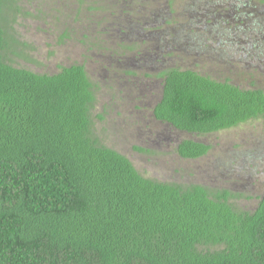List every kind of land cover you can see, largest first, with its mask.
I'll list each match as a JSON object with an SVG mask.
<instances>
[{
  "label": "trees",
  "instance_id": "trees-1",
  "mask_svg": "<svg viewBox=\"0 0 264 264\" xmlns=\"http://www.w3.org/2000/svg\"><path fill=\"white\" fill-rule=\"evenodd\" d=\"M202 1L192 19L208 31L209 7L225 0ZM21 2L0 0V264H264V194L245 211L229 189L145 177L96 135V86L84 65L53 75L15 66L30 48L15 30ZM156 77L154 117L178 131L264 118L262 89L175 66ZM211 149L184 140L177 151L196 160Z\"/></svg>",
  "mask_w": 264,
  "mask_h": 264
},
{
  "label": "rangeland",
  "instance_id": "rangeland-1",
  "mask_svg": "<svg viewBox=\"0 0 264 264\" xmlns=\"http://www.w3.org/2000/svg\"><path fill=\"white\" fill-rule=\"evenodd\" d=\"M263 1L211 5L207 37V21L192 19L205 7L202 0H22L15 30L30 48L28 58L14 57L15 66L53 75L84 65L96 86L94 128L104 145L147 178L229 189L237 208L255 211L264 194V118L191 134L156 120L154 108L163 93L156 75L169 66L264 90ZM244 2L246 9L239 6ZM187 22L196 23L189 28ZM184 140L212 149L203 158L184 159L177 151Z\"/></svg>",
  "mask_w": 264,
  "mask_h": 264
}]
</instances>
